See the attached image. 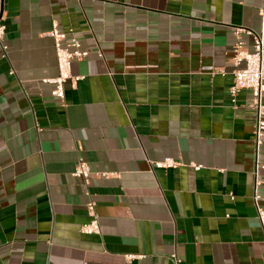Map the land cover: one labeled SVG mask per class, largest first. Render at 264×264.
I'll return each mask as SVG.
<instances>
[{
    "label": "crops",
    "instance_id": "0c3cea01",
    "mask_svg": "<svg viewBox=\"0 0 264 264\" xmlns=\"http://www.w3.org/2000/svg\"><path fill=\"white\" fill-rule=\"evenodd\" d=\"M261 3L0 0V264H264V136L255 171L250 93H229ZM53 24L88 51L63 100Z\"/></svg>",
    "mask_w": 264,
    "mask_h": 264
},
{
    "label": "built area",
    "instance_id": "2783aa9c",
    "mask_svg": "<svg viewBox=\"0 0 264 264\" xmlns=\"http://www.w3.org/2000/svg\"><path fill=\"white\" fill-rule=\"evenodd\" d=\"M259 13L264 17V0H262L261 6L259 8ZM244 31L241 28L235 29L237 35V40L233 45V62L235 69L233 70V83L229 87V93L234 101L236 93L240 89H245L250 93L248 98V106L255 113V122L253 129V144H254V155H255V171L258 168H261L262 165L259 162L258 154L259 147L263 142L264 136V106L261 103L262 94L264 93V31L261 30L259 33H253L249 30L245 32L252 35V49L249 51L246 49L245 42L239 37L240 33ZM4 33V25L0 23V40ZM53 38V46L55 50L56 57V68L57 75L51 79H44V82H51L53 88L51 89V95L59 99L64 98V82L70 79L73 83L81 79L80 76H73L71 74V64L74 60L83 59L87 56L88 51L81 49L80 41L76 36L70 32H64L58 29L57 24H53L51 30L47 33ZM65 40L66 43L62 44V41ZM4 50V46H2ZM177 162L171 158H165L160 162L156 163V166L161 167H170L176 165ZM89 174V166L84 161H79L74 175L81 177L83 180H86ZM260 184V179L255 172V181L253 186V200L254 205L257 210V218L261 225V228L264 231V209L261 208L257 201L259 199L258 186ZM88 210L91 215L93 213V204H88ZM98 229L95 218L88 224L82 226V231L86 233L95 232ZM127 259H132L137 257L134 254H128ZM172 258L175 261V264L178 263V260L175 254L172 255Z\"/></svg>",
    "mask_w": 264,
    "mask_h": 264
}]
</instances>
